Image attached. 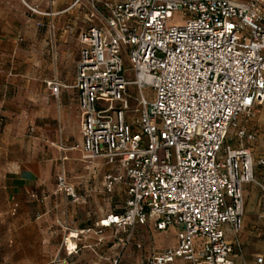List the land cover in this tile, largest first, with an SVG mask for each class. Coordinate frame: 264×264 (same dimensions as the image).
I'll use <instances>...</instances> for the list:
<instances>
[{
  "label": "built area",
  "instance_id": "built-area-1",
  "mask_svg": "<svg viewBox=\"0 0 264 264\" xmlns=\"http://www.w3.org/2000/svg\"><path fill=\"white\" fill-rule=\"evenodd\" d=\"M88 1L71 87L82 159L103 161L104 193L119 188L124 201L93 228L68 234L66 254L76 252L72 238L110 229L128 244L137 228L152 225L174 228L176 244L144 264H235L242 189L255 183V166L264 167V156L255 162L244 146L261 135L242 125L264 103V0ZM175 14L183 25L169 24ZM45 85L58 95L56 81ZM231 129L238 148L226 145ZM53 195L81 202L64 171Z\"/></svg>",
  "mask_w": 264,
  "mask_h": 264
},
{
  "label": "crops",
  "instance_id": "crops-1",
  "mask_svg": "<svg viewBox=\"0 0 264 264\" xmlns=\"http://www.w3.org/2000/svg\"><path fill=\"white\" fill-rule=\"evenodd\" d=\"M73 1L0 0V264H117L113 254L119 245L109 247L110 229L101 236L91 233L68 240L71 247L76 246L71 255L63 246L68 234L93 228L106 215L117 212V207L112 208L114 199L124 201L119 188L111 196L104 193L108 168L103 161L89 165L81 161V119L77 93L71 87L81 50L78 36L89 26L90 5L82 0L67 10ZM94 1L100 5L119 0ZM49 81L61 86L56 97L45 85ZM258 108L261 118L264 103ZM29 127L33 135L27 131ZM260 135L264 140V131ZM53 147L68 183L81 197L79 204L53 195L55 159L49 156L55 154ZM262 156H255L254 161ZM259 168L255 177L260 183L256 181V185L264 189V172L259 173ZM242 190L243 198L246 194L255 199L254 185L245 184ZM32 194L42 203L31 201ZM262 214L264 211L257 215V228L242 224L240 249L231 256L235 264H258V259L264 264ZM226 236L232 240L228 229Z\"/></svg>",
  "mask_w": 264,
  "mask_h": 264
},
{
  "label": "rangeland",
  "instance_id": "rangeland-1",
  "mask_svg": "<svg viewBox=\"0 0 264 264\" xmlns=\"http://www.w3.org/2000/svg\"><path fill=\"white\" fill-rule=\"evenodd\" d=\"M236 1H243V0H236ZM185 23L184 19L180 17V14H175L173 18L169 21L170 25H183ZM125 64L128 65L127 60L125 59ZM2 123V119L0 118V124ZM242 125H244L248 131L257 132L260 134L261 130L264 131V116L259 114V108L256 109V115L251 121H243ZM27 131L30 135H33L34 132L31 131V128H27ZM69 142L72 143L73 139L70 138ZM239 140L235 136V130L231 129L228 133V138L226 141V145L231 146L233 148L239 147ZM244 146L251 150L252 157L255 160V156H262L264 155V140L257 139L255 142L252 143H244ZM54 152L49 154L51 159H55L53 161V170H52V181L56 186V174L59 171H65L64 167L61 166V160L58 151L53 147ZM81 161L86 164H92L93 162H85L82 159ZM259 168V167H256ZM254 168V179L255 183L252 185L255 186L257 190L255 194V199L252 201L249 195L244 194V204L245 210H247L248 214H244L243 218V227L247 224L249 228H257V220H258V213L264 211V189L262 187L256 185L260 183V181L256 180ZM264 167L259 168V173L264 172ZM257 181V182H256ZM259 205V206H258ZM116 211H120L123 207V202H118V200L114 199L112 203V208ZM124 238L122 234H115L112 233L109 241L111 244L109 247L115 245H119L118 248L114 249L113 260L117 261V264H144L146 258L152 253L157 250L165 249L170 245H174L176 242V230L174 228H170L164 232H156L152 225L143 228H137L134 231L133 238L128 244H121L117 242L118 238ZM125 245V247H123ZM137 245H140L141 248L138 249ZM126 250V251H125ZM125 251V253H124ZM124 253L123 257L122 254Z\"/></svg>",
  "mask_w": 264,
  "mask_h": 264
}]
</instances>
